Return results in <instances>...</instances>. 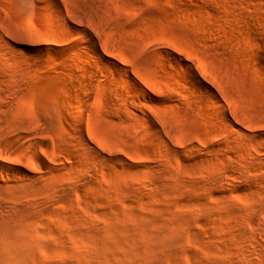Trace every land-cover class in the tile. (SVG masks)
I'll use <instances>...</instances> for the list:
<instances>
[{
    "label": "rangeland",
    "instance_id": "374dc122",
    "mask_svg": "<svg viewBox=\"0 0 264 264\" xmlns=\"http://www.w3.org/2000/svg\"><path fill=\"white\" fill-rule=\"evenodd\" d=\"M25 15L35 20L37 29L47 28L53 44L62 39V50L44 59L24 51L18 26ZM60 18L71 19L79 30L63 31ZM84 30L95 35L97 45ZM162 40L168 44L156 48L160 57L153 44ZM150 53L157 61L149 59ZM100 55L128 68L143 92L137 95L119 69L102 68ZM184 61L193 67L200 63V69L212 73L253 123L251 107H264V0H0V145L8 156L0 161L32 177L0 171V202L8 205L0 214V227L17 214L29 218L33 237L41 243L24 264H96L97 256H102L100 264H262L251 246L255 239L264 242L257 234L264 224V163L252 159L264 152L250 146L264 143V131L251 128L252 142L238 132L223 133V124L199 94L190 95ZM106 72L116 82H104ZM146 78L157 83L156 91ZM14 80L29 83L18 101L25 111L16 114L5 106L16 90ZM80 86L100 97L82 123L87 138L89 129L102 139L118 137L128 147L125 152L115 141L111 148L93 143L108 159L96 183L85 182L95 155L76 141L78 114L68 103L83 91ZM124 93L136 99L139 115L115 106L124 103ZM155 114L170 119L178 147V153L170 154L171 164L156 158L147 134ZM15 118L36 129L25 146L7 136L17 129ZM33 142L48 143L47 153L37 151L52 169L26 161ZM57 159L67 169L59 170ZM225 168L228 173L222 175ZM140 169H150L149 177L140 175ZM161 229L166 239L183 235L174 245L175 254L164 252L157 240L154 232Z\"/></svg>",
    "mask_w": 264,
    "mask_h": 264
},
{
    "label": "bare ground",
    "instance_id": "6f19581e",
    "mask_svg": "<svg viewBox=\"0 0 264 264\" xmlns=\"http://www.w3.org/2000/svg\"><path fill=\"white\" fill-rule=\"evenodd\" d=\"M45 1H49V0H45ZM75 17H78L79 18L78 13L75 14ZM10 18L15 21L14 23L17 22L15 20V18H17V17H15L14 14L11 13L10 14ZM60 19H61L60 21H61V26H62L61 28H62L63 31H66V32H68V31L77 32L79 30L77 24H75L71 19L70 20L67 19V18H60ZM18 28H19L18 30H20V33H22V35L24 37V39H23V42L24 43H23V46H22L24 51H28V52L29 51H34V52H37V53H39L38 55L40 56V59H44L45 55H47V54H49L51 52L57 51V49H59V51L62 50L61 49L62 46H63L62 45V42H63L62 39L60 40V38H58L57 45H55L56 43L53 44L52 43V39H51V36L52 35L50 36V33L47 30V28L44 27V26H41L40 29H37V23L35 22V20L30 15H25L24 16V20H22V23L18 26ZM83 32H84V34H86L91 39V41H92V43L94 45H97V40L94 37L95 35L94 36L91 35V33L89 31H86V30H84ZM167 44H168V41H166V40L157 41V42H155V44H153L154 47H155L153 50H155L156 48H159V50H160V48H161L162 45H167ZM99 51H98V53L101 54ZM155 51L157 52L158 49H156ZM158 53H160L158 55V56H160L161 55V52L158 51ZM154 55H155V53H154ZM154 55H153V53H150V56L148 55L149 56V59L151 58V61L153 59H154L153 61H157V60H155L157 58L156 57L157 55L156 56H154ZM116 56L119 57V59L123 63H127L128 64L129 59L126 56H124L122 54L120 55L119 53H117ZM100 57L103 60V66H102V68H104L105 70L108 69V68H116V69H119L120 71H122L124 73V75H125V78H124L125 81L128 84H132V87H135L137 95L139 93L141 94V92H143V89L144 88H142L136 82L135 83L133 82V80H134L133 75L131 74V71L128 68H124V67L119 66L118 63L111 61L108 57H105L103 55H100ZM193 57L194 56H192V58ZM151 61H150V64H151ZM147 62H148V60H147ZM33 64H34V62H33ZM33 64H32V66H33ZM196 66L197 67H193L192 64H190L188 62H185V61H184L183 65H182V69L184 70V73H185L184 78L191 85L189 87L190 95H193V94H196V93L199 94V96L201 97V100L204 103H206V105H208L212 109L211 111H213V116L215 115V118L223 124L222 125V127H223V129H222L223 133H227V131H228V133H233V134L235 132H238L239 135H242L243 137H245L247 139L250 138L249 140H250V142H252L251 141L252 134H251V132H249L251 128H253V127L258 128L259 127L262 131H264V107L263 106L260 107L261 109L259 108L258 111L256 109L254 110V108L251 107V111H252L251 114L253 116V119H252L253 120V123H252V121L248 118L249 116L247 115V111L246 112L244 111L243 106L238 101H234L233 99L229 98L230 95H227L226 94L225 90L223 89V87L219 83V80L212 73L207 72V71H204L205 69L204 70L200 69V66H201L200 63L196 64ZM83 69L85 70L84 67H83ZM102 77H103V81L106 82V83L112 84L113 82H116V81H114L111 78L110 74L107 73V72L104 73ZM92 79H94V78L92 77ZM145 80L149 83V86L150 85L152 86V88H153L154 91H156L158 89L157 83H155L154 81H152V79L146 78ZM15 81H16V88H15L16 90H14L13 91L14 93L13 94L11 93L10 96L8 95L9 96V99L7 98L8 100H7V103L5 105L6 108L8 110H10L12 113L15 112L14 114H16V110L18 111V109H20L19 111H21V110L22 111H25V108L21 107L18 101L19 100H22L23 97H24L23 86L24 85L27 86L29 84V83L27 84L26 81L25 82L24 81L22 82V81L14 80V82ZM96 81L97 80L95 79V82ZM28 82H29V80H28ZM21 83H23V84H21ZM83 86H80V89H82L83 91L81 93H76L75 92L76 94L70 97L71 99H69L68 103H69V106H71V108L74 109V111H76V113L78 114V120L76 122H74L75 123V130H76L75 131L76 134L75 133L74 134L76 135L75 136L76 141L78 142V144L82 147V149L85 152H87V153L88 152H91L93 155H95V158H93L91 161L89 160L91 163H89L87 161L89 163V166L91 165V167H89V169H88L87 176L85 177V182L89 183V182H95L99 178V176H100L99 175V173H100L99 171L102 168L101 166L103 165L104 162H107L108 161V159L106 157H104L105 155L102 156L101 155L102 152L96 146H94L93 143H97L98 145L100 144L101 146H103L105 148H111L113 146V142L112 141H115V143L117 144L118 149L120 151H125V152H127V150H128L127 148L128 147H127V145L125 143L124 144L123 143H120L119 144L118 143L119 142V138L118 137H116V139L115 138H113V139L112 138L102 139V138H99L97 135H95L93 133V131L92 130H89V129L87 130L88 131V135H89V139L87 138L88 136H87V134L85 132L86 129H85V126L82 123L86 119V116H87V114L89 112V109H90V105H97V103H100V100H99L100 97L97 96L98 94H97L96 90L89 89V88L88 89L87 88L86 89H83V88H81ZM9 89H8V91H9ZM0 90H2V89H0ZM4 91H6V90H4ZM1 93H3V91H1ZM125 94L126 93H124V95H122L124 97V98L122 97L124 99L123 100L124 103L118 104V102H115V103H117L115 106H118L120 108V110L126 112L129 115H133V116L139 115V113H137V111H140V110L138 109L139 107L137 106V101H135L136 99L134 100L131 96L125 95ZM218 94L220 95L223 104L220 103V99L218 97ZM7 111H6V113H8ZM255 111H257V112H255ZM153 118H154V121L156 122V123H154V126H152V127H146L147 128V134H148L150 143L153 145L156 158L162 160V162L165 161L167 164L168 163L171 164L173 162L170 159L171 158L170 157V154L172 155L173 152L174 153L175 152L178 153L177 152V149H176L178 147H176L177 145H175V142H174V137H175L174 136V132L169 127L170 119L167 116H164L163 117V116H160L159 114H155ZM0 120H3L2 114H0ZM204 120H205L204 122H206V119L205 118H204ZM235 122L236 123L238 122L240 124L239 127L237 126L238 128H235L236 127L235 126ZM12 123H13L12 124L13 127L17 128V129L15 131L9 132V135H7L9 137V140L11 139L10 142L11 141H14V143L17 142L21 146H25V145L29 144V142L27 140L29 138H31L32 136H34L37 133L35 131L36 129L35 130L32 129L26 121L21 120L19 118H15V121L12 122ZM39 130H40V128H39ZM211 130H212V128L209 127V126H207L208 138L210 139V141H213L215 139V136H213V134L211 133ZM228 135H231V134H228ZM235 138H237V137H235ZM235 138H234V140H236ZM239 140H240L241 143L244 141V139L242 141H241V139H239ZM23 141L24 142L26 141V142L25 143H22ZM259 141L261 143V140H259ZM258 142L257 143L256 142L254 143V141H253V143L251 144L250 147H252L255 150H257V152L262 153V152H264V143L263 144H260V143L258 144ZM205 145L207 147H209L210 146V143L209 142H206ZM16 147L18 148V146H16ZM28 148H29V150L30 149L31 150L29 151V154L26 155V161L27 162L32 163L34 166L40 167L42 169L43 168L46 169V170L52 169L51 165L40 154V152L37 151V149L38 150L40 149V151L43 154L47 153L48 148H49L48 143H45V142H43V143H34L33 142L32 144H30L28 146ZM198 148H199V146H198ZM198 151H201V150H198ZM87 153H85V154H87ZM91 153H90V155H92ZM241 153H243V152L241 151L240 154ZM6 157H8L7 156V153H5L2 150L1 145H0V158L3 159V158H6ZM243 157H244V155H243ZM86 158H87V156H86ZM89 159H91V158H89ZM243 159H245V158H243ZM56 161H60V165L61 166L59 167V170L63 171L65 169H67V166L60 159H57ZM245 161H247V159H245ZM247 162H250V161L248 160ZM252 162L254 164L255 163H264V156H256L255 158L253 157ZM236 163H237V160H236ZM140 170H142V169H140ZM0 171H5V172L8 171L9 174H13V176L14 175L15 176L17 175V176H20V177L25 178V179H31L32 178L31 175L26 170H24L23 168L14 167V166H8V165H5L4 163H2L1 161H0ZM8 172H7V174H8ZM140 172H141L140 175H142L144 178H148L149 175H150V169L149 170L147 169V171L142 170ZM223 172H224V174H223ZM223 172H222V175H225V174L228 173V171H227L226 168H225V171H223ZM241 176H242V174H241ZM216 177H218V176H216ZM237 177L238 176H236V178ZM219 179H221V178L219 177ZM143 181L144 182H148V181H145V180H143ZM151 184L152 183H150V184L148 183V185H151ZM69 187H70V189L76 191V185H75V183L69 182ZM250 203H252V202H250ZM258 203L261 206L262 203L261 202H258ZM7 206L5 205V203H1L0 202V214H3V215L5 214V210H6ZM263 206H264V204H263ZM262 207H260V208H262ZM250 217H249V219H251ZM256 218H257V216H256ZM249 219H248V221H250ZM28 220H29V218L27 216H25L23 214H17V215H14L13 217H10V222L7 223V224H5V226H3V228L0 227L1 228L0 229V264H24V263H26V261L29 258H31V257L33 258L34 251H35L36 247H38V244L41 243V241L39 240V242H38L35 239L36 237H33L34 236L33 235L34 234V230L32 229L33 228L32 225H30V221H29V223H27ZM250 222H252V219H251ZM250 222H248V223H250ZM253 223H255V222H253ZM253 223H251V224H253ZM262 224H260V225H262ZM97 228H98L99 231L104 230V229H102L100 227H97ZM128 228H130V227H128ZM136 228H138V227H136ZM258 229H260V232L257 233V234L260 236V238L262 239V241H264V224L262 226H260V228H258ZM156 231L157 232H154V234L156 233V236L157 237L154 234L153 235L157 238V240L159 239L160 244H161V247L163 248L164 252L169 253V254L171 252L174 253L175 252L174 251V248H175L174 245H175V243H177L178 241H180L182 239L183 235H181L179 237L178 236H173V237H171L169 239H166V238H164L165 230L163 231L161 229V230H156ZM54 233H56V232H54ZM63 233H65V232H63ZM168 237H169V235H168ZM153 242H155V241H153ZM253 242L254 243H252V246L251 247H253V252H255L254 254H256V256L258 257V259H256V260H259V261H261L262 264H264V242H260L259 239H255V241H253ZM155 244H156V242H155ZM64 245H63V247H65ZM251 251H252V249H251ZM166 253H165V255H166ZM158 255H160V254L158 253ZM85 256H87V255H85ZM249 257L250 256L248 255V258ZM250 260H252L251 257H250ZM96 261L98 262L96 264H100V262L102 261V256H97ZM243 261H246V260H243ZM259 261H257V262H259ZM90 262H92V261H90ZM198 262L199 261H197L196 264H202L201 262L200 263H198ZM146 263H148V262H146ZM244 263L245 262H243V264ZM248 263L251 264V262H248L247 261L246 264H248ZM163 264H164V262H163Z\"/></svg>",
    "mask_w": 264,
    "mask_h": 264
}]
</instances>
